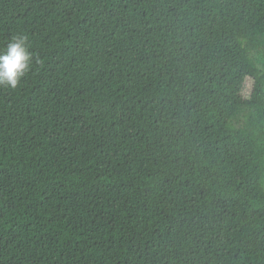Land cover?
<instances>
[{
  "label": "trees",
  "instance_id": "trees-1",
  "mask_svg": "<svg viewBox=\"0 0 264 264\" xmlns=\"http://www.w3.org/2000/svg\"><path fill=\"white\" fill-rule=\"evenodd\" d=\"M17 34L0 264H264V0H0Z\"/></svg>",
  "mask_w": 264,
  "mask_h": 264
},
{
  "label": "clouds",
  "instance_id": "clouds-1",
  "mask_svg": "<svg viewBox=\"0 0 264 264\" xmlns=\"http://www.w3.org/2000/svg\"><path fill=\"white\" fill-rule=\"evenodd\" d=\"M29 37L24 34L12 36L0 49V88H19L25 75L33 67Z\"/></svg>",
  "mask_w": 264,
  "mask_h": 264
},
{
  "label": "rangeland",
  "instance_id": "rangeland-1",
  "mask_svg": "<svg viewBox=\"0 0 264 264\" xmlns=\"http://www.w3.org/2000/svg\"><path fill=\"white\" fill-rule=\"evenodd\" d=\"M248 87H249V92H250V90H251V83H249Z\"/></svg>",
  "mask_w": 264,
  "mask_h": 264
}]
</instances>
